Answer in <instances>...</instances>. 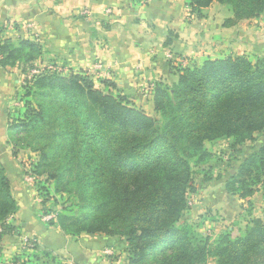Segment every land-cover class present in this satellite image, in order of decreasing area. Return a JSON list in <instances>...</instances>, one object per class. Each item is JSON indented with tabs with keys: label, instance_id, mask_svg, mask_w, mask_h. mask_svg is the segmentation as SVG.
Returning <instances> with one entry per match:
<instances>
[{
	"label": "trees",
	"instance_id": "1",
	"mask_svg": "<svg viewBox=\"0 0 264 264\" xmlns=\"http://www.w3.org/2000/svg\"><path fill=\"white\" fill-rule=\"evenodd\" d=\"M213 3L230 9L224 27L264 19V0H189L188 6L200 20L202 10ZM42 55L38 43L0 44V65L18 64L27 76ZM176 74L172 84L154 85L153 113L159 119L134 107L127 96L111 92L115 86L110 82L99 89L83 73L63 76L44 69L28 86L23 83L24 112L8 125L9 142L38 149L39 167L51 170L56 182L75 183L79 202L91 210L82 216L67 210L69 214L55 215V221L45 224L57 223L71 238L123 239L127 264H206L208 258L215 264H264V210L242 233L221 232L212 247L210 236L180 224L188 195L197 191L193 168L211 159L206 143L231 140L234 149L264 134V57L207 60L179 67ZM203 176L211 181L208 174ZM223 183L227 194L240 199L263 188L264 146L245 156ZM16 208L0 164V242L17 233L3 224ZM28 239L33 255L26 264H63L50 252L40 254Z\"/></svg>",
	"mask_w": 264,
	"mask_h": 264
},
{
	"label": "crops",
	"instance_id": "2",
	"mask_svg": "<svg viewBox=\"0 0 264 264\" xmlns=\"http://www.w3.org/2000/svg\"><path fill=\"white\" fill-rule=\"evenodd\" d=\"M188 3L189 0H0V44L21 40L38 43L43 55L34 66L63 76L83 73L99 89L102 82H110L115 86L111 92L127 96L134 107L151 116L154 85L172 84L179 67L200 66L207 60L228 56L243 55L251 61L264 57L263 18L224 27L223 22L231 16L227 17V12L222 20L219 14L213 16V10H225L222 6L202 10L203 18L199 20ZM166 41L170 43L165 45ZM26 77L18 64L0 65V164L19 207L14 219L23 221L17 233L0 242V264L23 260L19 256L22 251L32 252L24 248L23 237L33 239L38 251L51 252L63 264H127L124 240L85 234L71 238L36 218L38 197L33 185L23 179L21 169L22 156L32 159L33 155H12L7 135L11 119L21 115ZM223 182H208L189 198L190 215L197 220L193 227L198 233L208 231L210 242L226 229L242 233L249 220L262 218L264 210V187L240 199L227 194ZM212 214L215 220L209 217ZM11 225L16 227L15 222Z\"/></svg>",
	"mask_w": 264,
	"mask_h": 264
},
{
	"label": "rangeland",
	"instance_id": "3",
	"mask_svg": "<svg viewBox=\"0 0 264 264\" xmlns=\"http://www.w3.org/2000/svg\"><path fill=\"white\" fill-rule=\"evenodd\" d=\"M216 4L217 3H213L212 5L215 6ZM222 7L225 10H213V14H214L213 16H217L219 14L218 16L219 20H222L220 18H222V16H224L226 12L228 14L227 17L231 16L229 7L227 6H222ZM96 67L99 69L101 68L100 65H97ZM35 68L40 69L41 71L44 69L47 70L46 68L42 69L38 67V65H35ZM31 80H32L31 78L25 79L23 83H25L26 86H28V83H30ZM22 94H23V91H21V95ZM32 107L34 108L33 111L37 110V106L35 103H32ZM22 112H24V108H22L21 114ZM150 113H152L151 114L152 118L159 119V116L153 113V109H152V112ZM231 142H232L231 140L229 141L219 140L214 143H206V148L208 152L211 154L210 161L208 162L207 165L193 168L194 183H195L196 188L200 189V191H202L201 189L203 187L209 184L221 183L227 180L231 176L233 171L237 170V167L245 159V156L251 153L252 154L258 153L259 150L264 146V134L256 135L254 141L246 142L240 146L235 147L234 149L230 148ZM9 146L11 147V153L14 156H16L20 152H25L27 154L33 155L31 157L32 159H30L29 157L25 158L26 155L22 156L21 169L23 171V179L27 183H30L33 185L35 195L36 197H38L37 202H36L38 206H36V209L34 206H32L35 209V213L37 214L35 215L37 219L41 220L42 216L45 215V212H49L50 214H54L56 216L61 215V214H69L67 210L72 211V215L74 216H82L83 214L89 215L91 213V210L85 207L86 205L81 204L79 202L78 194L75 193V190H76L75 183L67 182L66 180H62V182H56L54 181L55 179L53 180L51 179L50 174H53L51 170L48 173V169H45V168L42 169L41 167H39L41 155L38 149L37 150L33 149L29 147V144L24 143V142L12 141V142H9ZM203 173L208 174V177L211 180L209 181L210 182L209 184H207L208 182L204 181ZM189 198L191 199L190 195H188V200ZM188 203H189L188 210L187 212H184L183 217L180 220V224H187V225L191 224L192 226H196L197 220L193 219L190 215L191 207H192L191 201L189 200ZM16 209L18 211L19 209L18 205ZM17 211L14 213V215L8 216L3 221V224L11 225L13 224V222H15L16 224L15 228H19L20 222H23V221H21L20 219L18 220L17 218L14 219V216L17 214ZM209 217L215 220V216H213V214L210 215ZM219 218L221 219V217H218V219ZM56 225L57 223L54 224V227H56ZM233 233L235 235L238 234L237 230H235ZM23 234H21V236ZM201 234L204 237H208V231L202 232ZM21 243L23 242L21 241ZM34 244L37 245V243H34ZM212 244L213 242L210 243L211 247H212ZM28 245H29L28 243L27 244L23 243V246H25L24 248H29ZM38 252L40 254H43L41 253L43 252V250H39ZM46 252L49 253L48 251ZM32 255L31 253L26 252V251H22L19 254L20 257L24 258L23 259L24 264H26V262L29 261ZM207 262L206 264H215V261L212 258H208ZM17 263L22 264V260L18 261ZM144 264H145V261H144Z\"/></svg>",
	"mask_w": 264,
	"mask_h": 264
},
{
	"label": "built area",
	"instance_id": "4",
	"mask_svg": "<svg viewBox=\"0 0 264 264\" xmlns=\"http://www.w3.org/2000/svg\"><path fill=\"white\" fill-rule=\"evenodd\" d=\"M139 3H146L150 0H137ZM41 70L40 69H33L29 72L28 74V79L32 78L33 76L37 75ZM55 218L56 216L54 214H46V215H43L42 218H41V221L44 222V223H48V222H51V221H55ZM22 242L24 244H27L29 243V239L28 237H23L22 239Z\"/></svg>",
	"mask_w": 264,
	"mask_h": 264
}]
</instances>
